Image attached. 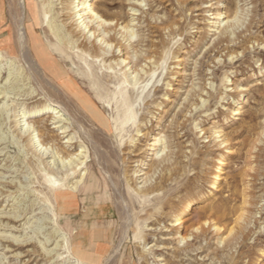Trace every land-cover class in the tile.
Instances as JSON below:
<instances>
[{"label": "rangeland", "instance_id": "1", "mask_svg": "<svg viewBox=\"0 0 264 264\" xmlns=\"http://www.w3.org/2000/svg\"><path fill=\"white\" fill-rule=\"evenodd\" d=\"M20 1L18 9L15 0H0V86L10 96L0 106L17 103V108L24 104L36 110L44 98L17 57L16 27L21 22L28 40L29 8L39 6L37 35L46 45L52 36L57 45L42 27L57 19L64 0H49L54 5L48 13L47 0ZM219 1L93 0L99 21L94 27L117 25L121 40L129 24L133 35L122 43L143 38L141 65L126 68L133 78L142 66V78L123 83L125 69L88 57L91 66L83 61L80 70L95 81L85 82L80 70L77 79L69 80L78 89L67 93L82 99L78 109L87 137L69 128L66 139L76 142L72 155L85 150L80 168L93 175L70 211H60L55 196L65 183L80 178L79 171L67 180L49 174L39 159L40 129L30 149L0 119V264H72L73 237L79 232L86 258L82 264H105L112 254L108 264H264V0ZM227 9L232 15L212 19ZM227 19L234 23L229 41L217 43ZM73 52L75 59L80 57L79 50L68 51L72 57ZM125 103L134 118L124 125ZM233 109L241 114L231 116ZM98 112L109 121L103 129L95 122ZM52 115L28 122H44L45 144L63 151L66 145L60 143L66 139L47 125ZM154 140H159L157 148L150 147ZM109 143L111 149H104ZM91 144L98 146L97 154ZM95 159L103 160L102 166ZM215 178L219 181L212 186ZM150 183V194L138 191ZM114 186L123 190L129 218L113 207L115 202L120 207ZM189 202L195 204L179 217ZM22 239L27 244L17 245Z\"/></svg>", "mask_w": 264, "mask_h": 264}, {"label": "bare ground", "instance_id": "2", "mask_svg": "<svg viewBox=\"0 0 264 264\" xmlns=\"http://www.w3.org/2000/svg\"><path fill=\"white\" fill-rule=\"evenodd\" d=\"M47 1H48L47 6L45 5L46 7L44 8L45 10H47V13H48V10L50 12V10L53 9L52 5L54 4L51 2L52 0L51 1L47 0ZM36 2L37 1L35 0V3ZM63 2L69 3V5L67 4L65 5ZM219 2H220L219 0H216V4ZM15 3L19 9L20 3L22 2L20 0H15ZM92 3H93V0H64L60 3V5H63V6H61L62 8L60 7L61 8L60 14H58L60 10L57 12V19L56 20L53 19L51 20V22L49 21V24L46 26V28L42 27V31L44 30V32L51 33L52 35H54L57 45H53L54 42L53 44L51 43L54 40L52 39V36L48 38L50 39L49 44L50 43L51 44L46 45L45 42L37 35V32H36L37 27L41 25L40 24L41 20L39 22V14L37 11V8L39 6L37 8L35 7L29 8L30 12H29V18H28L29 22L28 23L30 26L29 31L31 32L32 35H30V38L28 40L27 38H25V35H24L25 27L23 29V26H21V22H20L19 26L16 27L17 28L16 34H15L16 41L14 42V44H15V50L17 53V57L25 64L24 66H26V69H28L30 74L32 75L35 85L37 86L40 94L44 98V103L41 108L36 109V110L35 109L30 110L29 108H25L24 104L20 105V107L17 108L16 107L17 103L14 105L12 104L10 106L6 104H2V106H0V119L4 121L6 125L9 126V129H8L9 131H12V133H16L17 136H20L21 138H23L24 142L26 143L27 146H29L30 149L35 147L34 146L35 142H33L32 135L34 132L40 129L42 133L40 134L42 140L40 139L41 141H39L40 142L39 146H41L39 151H41L42 149L43 150L39 154L40 155L39 159L41 160V163H43L46 166V170L49 174L54 175V176H56L57 174H61L67 180L69 177L74 176L79 171L78 176L80 178L76 182H74V184L72 183L70 186L68 185V183H65L63 185L65 187V190L59 192L55 196V199L60 206L59 209L62 212L70 211L71 207H73V203H75V200L77 199V195L82 191L80 188L82 187L84 188L88 180H90L93 177L90 171H86V169L82 171L83 168L82 167L80 168V166L84 164L83 160L85 158V155L83 154L85 153V150H82V151L80 150L77 153L72 155L70 151L73 149L76 142H72L73 138L66 139L68 137V134L71 133V130H68L69 128L75 129L77 133L81 134L84 137H87V133H85V129L81 125L82 117L78 109L79 107H81L80 101L82 99L77 94L67 93V90L78 89L75 85L69 84V80H71L72 77L77 79L76 70H80L83 68L82 67L83 61L86 65L91 66V64L88 63V57H91L92 59L101 57L102 62L109 63V68L118 66L121 69H125V72L123 73V77H122L123 83L130 84L131 81H134V83H136L142 78V75H143L142 66L133 78H129L131 76V73L129 74L130 68L126 70V68L130 64H132L133 66L141 65V62L143 61V49L141 48L143 47V38L141 40L137 39V41L132 44H125V42L122 43L124 38H130L133 35V28L129 29L130 27L129 24H127L123 28L125 29L126 34L125 36H123L121 40H119L121 36L120 38H117L118 33H119V30L117 33V25L112 26V24L108 23L107 25L103 23L102 26L100 25L101 26L100 29L99 27L98 28L94 27L95 26L94 22L98 21L97 20L98 17L92 8ZM39 9H41V7ZM67 10H69L70 12H68ZM44 12L46 13V11ZM232 13L233 12L231 11V9H227V11H224L223 14H220V16L216 18H212V19L220 20V17H222L223 18L222 20H224V18H226V15L230 16L232 15ZM17 19H19V17ZM228 20L229 19L226 20L225 24L222 27L220 25L218 26L221 28L217 34V43L223 42V41H229V36H230L232 28L234 27V23ZM101 22L99 24H101ZM104 33H106L107 35L106 36L103 35ZM102 35L104 37H101ZM99 37L101 38L99 39ZM113 42H115L114 47L111 44ZM116 48H117V51H115ZM75 49L80 51V57L76 59L74 58V55H76L74 54V52H73V57L70 56L68 53V51L72 53V51H74ZM83 52L86 53V55L84 56L85 57L84 60L82 59ZM121 53H123V55L131 54L132 56H130L129 58L126 57L124 59H121L119 57ZM64 64L65 65L70 64V67L67 68V66L66 67L63 66ZM80 71L82 72V70ZM93 72H92V75L94 74ZM82 74H84L83 80L85 82L95 81L94 78H91V76L86 71L82 72ZM94 76L96 77L95 74ZM103 76H106V78L110 77L111 79V75L109 74L108 75L106 74ZM104 78H99V79L101 80ZM52 82H59L57 83L59 84V87L54 85ZM5 85L6 83L4 84V86ZM101 86H103V83ZM7 91L8 90L4 89L3 86H0V102L6 98L10 99V96H7V94H9ZM164 98L166 99V97ZM113 100H115V95L111 98V102ZM114 102H115L114 103L115 106L117 107L118 102L117 101H114ZM121 107H122V110L125 108L122 111V115L125 120L123 123L125 125L127 123L126 121L129 120V118L133 117L132 107L129 103L121 104ZM48 113L53 114L52 117H50L49 120L47 121L48 123L47 125L51 126L50 130H54V129L60 130L59 135L61 139H66V141H61L60 143V145L62 146L66 145L62 147L63 151L59 150V148H53L52 145L50 147H47V144H45L46 140L49 139V136H48V133L45 134V132H42L43 127L45 126L44 122H42L41 126H39V122L36 123V126L35 124H30V122H28L29 119L39 118ZM101 114H102L101 112H98V117L95 119V122L98 124L97 126L98 128L103 129V127H107V123L109 121L105 120ZM240 114L241 112L238 109H233L231 111V116H237ZM62 116H64V118ZM141 136L143 135L139 134V137ZM97 138H99V136H97ZM159 138H160V135H159ZM159 145H160L159 140L158 142L157 140H154L151 143L150 147L157 148V146ZM111 146L112 145H110V143L106 144L104 145V149L110 150ZM91 149L92 151L95 152V154H97L98 152L97 145L91 144ZM156 150L157 149H154L155 152ZM166 156L167 154H165L164 157L161 156L158 162L161 159L164 160ZM47 158H50V160L53 159V161L45 162V159ZM95 160L98 162L99 165L103 164L102 162L103 160L101 159H95ZM220 164L223 166L224 162H221ZM59 167L65 168V170L64 171L58 170ZM136 172L137 173L141 172V170H138ZM143 175L144 174L142 173L139 174L140 177ZM106 176L108 175L106 174ZM214 181L215 182L212 186H215L219 180L218 178H215ZM140 183H143V182L141 181ZM144 184H147V182L145 181ZM151 189H153V186L150 183V185L141 186L140 188H138V191H140L142 194L143 193L150 194ZM112 191H113V198L118 200L120 203V207H119V204L115 202L113 204L114 209L116 211H119V214L121 217L123 216L128 217V214L130 213V206L128 205L124 197L122 196L123 190L121 189L120 186L119 187L114 186L112 188ZM142 203H143V199H142ZM193 204L195 203L194 202L187 203L184 209L182 210V212L179 214V217H182ZM17 218H14V220L15 219L17 220ZM81 237H82V232H79L77 236L73 237V243L75 246V253H76L75 255L76 260L71 262L72 264H82V262L86 261V258L85 256L82 255L81 249H80L83 243ZM23 239L22 241L15 240L17 245L23 246L24 244H27L28 240H23ZM182 239L185 240V238H182ZM56 247H58L57 244H56ZM160 249H163V248H160ZM113 257H114L113 254L109 255L108 257H106V260L104 263L108 264V263L113 262ZM14 259L16 260L17 258H14ZM158 261H163V260L160 259Z\"/></svg>", "mask_w": 264, "mask_h": 264}, {"label": "crops", "instance_id": "3", "mask_svg": "<svg viewBox=\"0 0 264 264\" xmlns=\"http://www.w3.org/2000/svg\"><path fill=\"white\" fill-rule=\"evenodd\" d=\"M110 216H111V212H110Z\"/></svg>", "mask_w": 264, "mask_h": 264}]
</instances>
